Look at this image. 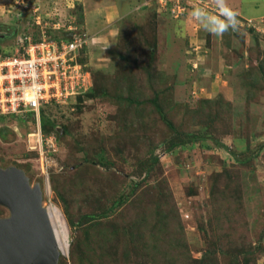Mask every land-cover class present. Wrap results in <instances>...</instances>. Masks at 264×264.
<instances>
[{
  "label": "rangeland",
  "instance_id": "1",
  "mask_svg": "<svg viewBox=\"0 0 264 264\" xmlns=\"http://www.w3.org/2000/svg\"><path fill=\"white\" fill-rule=\"evenodd\" d=\"M53 23L90 36L87 71L62 78L83 93L42 109L46 132L40 115L4 119L0 168L61 211L58 264H264V0H0V51L61 38ZM174 132L230 152L204 140L167 153Z\"/></svg>",
  "mask_w": 264,
  "mask_h": 264
},
{
  "label": "built area",
  "instance_id": "2",
  "mask_svg": "<svg viewBox=\"0 0 264 264\" xmlns=\"http://www.w3.org/2000/svg\"><path fill=\"white\" fill-rule=\"evenodd\" d=\"M59 27L55 24L53 28ZM68 30L72 31L69 41L50 39L43 31L40 41L24 38L25 44L21 49L10 55L0 53V116L32 113L36 118L55 99L63 101L82 92V85L77 83L75 88L65 90L68 84L62 78L67 77L68 72L72 77L82 78V65L77 57L89 37L86 33L77 32L76 27L69 26ZM56 76L60 79L56 84L51 83L50 80ZM85 81L90 83L89 77ZM63 84L66 86L62 87Z\"/></svg>",
  "mask_w": 264,
  "mask_h": 264
},
{
  "label": "water",
  "instance_id": "3",
  "mask_svg": "<svg viewBox=\"0 0 264 264\" xmlns=\"http://www.w3.org/2000/svg\"><path fill=\"white\" fill-rule=\"evenodd\" d=\"M39 186H31L16 167L0 168V205L9 215L0 218V264H58Z\"/></svg>",
  "mask_w": 264,
  "mask_h": 264
},
{
  "label": "trees",
  "instance_id": "4",
  "mask_svg": "<svg viewBox=\"0 0 264 264\" xmlns=\"http://www.w3.org/2000/svg\"><path fill=\"white\" fill-rule=\"evenodd\" d=\"M48 31H46V34H47L48 38H53V39L57 38V34L54 31H53L54 33L51 32V31H49V32ZM62 37L65 38V40H69L71 38V35L68 32H64V36H62ZM33 41L34 42L39 41V38H37V35L34 36ZM82 51L83 50H80L78 52L77 61L80 59V55H81ZM0 53H2L4 55H8L9 54V53H7V54L3 53L2 51H0ZM82 68H84L83 65H82ZM84 70L87 71L85 68H84ZM93 92L94 91L90 89L89 92L86 94V96L89 97V96L94 95ZM82 93H83V91L80 92L78 95H81ZM155 108L157 109V111L159 113H161V109L156 104H155ZM42 112L43 111L41 110L40 123L43 126V130H45V127L47 125H46L45 117L42 115L43 114ZM28 115L29 116L30 115L33 116L32 113H28ZM16 117H19V116L18 115L16 116L14 114L13 115H8V116H0V124L6 118H16ZM5 130L6 129H1L0 130V136H1L2 139H4ZM45 132H46V130H45ZM204 140H210L211 142H213L215 144V146L217 148H219L221 150H224V151H226L228 153L230 152L228 147H226V145L218 142L213 137L205 136V135H199V134H195V133H179V132H174V134L169 139H167L164 142V144H165V152L171 153L177 148L184 147L186 145L193 144V143H196V142H199V141H204ZM230 155H231V153H230ZM98 159L100 160V162L105 163L103 151H100V153L98 155ZM157 159H158V157H153V158L150 157V159L147 161V163L145 165V170H144V178H147L150 175L151 171L153 170V168L157 164ZM137 188H138V183L131 184L129 189L124 191L123 193H121L118 196V198L116 200H114V202L111 204V206L109 208H107L106 210H104V211H102L100 213H97V214H91V215L83 216L81 224L83 223L84 220H88V221H92V222H99L102 219L108 218L109 216L112 215V213L116 209L122 207L130 199V197L134 194V192L137 190Z\"/></svg>",
  "mask_w": 264,
  "mask_h": 264
},
{
  "label": "bare ground",
  "instance_id": "5",
  "mask_svg": "<svg viewBox=\"0 0 264 264\" xmlns=\"http://www.w3.org/2000/svg\"><path fill=\"white\" fill-rule=\"evenodd\" d=\"M46 214L52 228L55 243L61 252H65L68 248L69 234L61 211L56 206H49Z\"/></svg>",
  "mask_w": 264,
  "mask_h": 264
},
{
  "label": "clouds",
  "instance_id": "6",
  "mask_svg": "<svg viewBox=\"0 0 264 264\" xmlns=\"http://www.w3.org/2000/svg\"><path fill=\"white\" fill-rule=\"evenodd\" d=\"M55 24H59V23H53V26L52 27H50V28H52V30H55V31H59V30H62V32H68V33H70V35H72V31H69L68 30V27H69V25L68 24H66V25H64V24H62V25H60L59 24V29H54L53 27H54V25ZM47 28V30H48V28L49 27H46ZM42 32H43V30H42ZM78 32V31H77ZM81 33V32H80ZM82 33H86L87 35H88V33L87 32H82ZM64 36V35H63ZM88 37H89V39H90V36L88 35ZM50 39H53V38H50ZM53 40H64V41H69V40H65V38H63L62 36H61V38H59V37H57V38H55V39H53ZM34 42V41H33ZM87 46V45H86ZM85 48V46L83 47V49ZM41 112V111H40Z\"/></svg>",
  "mask_w": 264,
  "mask_h": 264
}]
</instances>
